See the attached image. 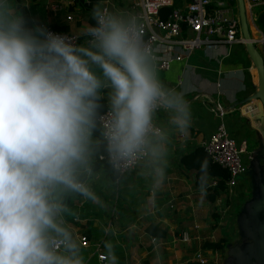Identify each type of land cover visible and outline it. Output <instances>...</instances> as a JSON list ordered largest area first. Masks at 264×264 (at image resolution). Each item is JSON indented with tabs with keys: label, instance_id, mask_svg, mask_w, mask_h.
I'll use <instances>...</instances> for the list:
<instances>
[{
	"label": "clouds",
	"instance_id": "1",
	"mask_svg": "<svg viewBox=\"0 0 264 264\" xmlns=\"http://www.w3.org/2000/svg\"><path fill=\"white\" fill-rule=\"evenodd\" d=\"M25 6L0 0V264H84L65 198H93L84 176L95 148L113 168L143 162L163 183L171 133L188 135L191 111L161 77L136 14L98 2L78 40ZM201 173L204 193V162Z\"/></svg>",
	"mask_w": 264,
	"mask_h": 264
},
{
	"label": "crops",
	"instance_id": "2",
	"mask_svg": "<svg viewBox=\"0 0 264 264\" xmlns=\"http://www.w3.org/2000/svg\"><path fill=\"white\" fill-rule=\"evenodd\" d=\"M215 1L217 4L219 0ZM18 2L26 5L23 11L27 16L47 26L65 28L81 40L82 29L92 22L90 12L96 3L100 2L110 10L135 14L139 0ZM252 29L254 27L250 26V32ZM179 51L175 49V52ZM159 73L170 87L182 92L188 102L192 116L188 135L171 133L169 164L163 183L157 182L152 168L143 162L115 178L103 167L92 168L100 155L96 157L95 148L91 172L84 176L93 198L79 194L65 198L64 220L79 241L82 236L88 240L87 247L81 245L84 264H199L195 259L199 250L206 259L205 264H226L229 247L242 240L236 224L239 212L236 207L249 199L248 173L241 177L230 196L221 193L209 201L207 192L201 193L195 184L194 172L182 164L181 158L201 146L213 131L218 119L207 109L210 100L211 105L215 101L222 106L224 123L236 140L246 139L248 150L258 146V134L253 127L255 121L248 116L259 112L257 100L239 105L240 109L232 107L255 91L256 71L244 44L228 45L218 41L211 47L194 50L184 60L172 61L168 69H159ZM248 106L252 109L246 113ZM155 121L159 126L167 127L168 114L158 112ZM117 185L119 195L114 200L111 196L104 199L102 190L112 191ZM183 230L191 235L188 242L179 239ZM222 238L225 243L221 250L204 246ZM109 243L111 251L106 248ZM97 246L99 252L108 256L103 262L97 258Z\"/></svg>",
	"mask_w": 264,
	"mask_h": 264
},
{
	"label": "built area",
	"instance_id": "3",
	"mask_svg": "<svg viewBox=\"0 0 264 264\" xmlns=\"http://www.w3.org/2000/svg\"><path fill=\"white\" fill-rule=\"evenodd\" d=\"M173 3L174 0H139L136 5L138 10L135 14L144 24V37L154 51L158 69H168L172 61L184 60L194 50L211 47L218 41L228 45L242 43L239 20L231 7V1H217V6L223 7L227 4L229 7L217 9L212 6V0H182L166 18H161L159 13L161 7L172 6ZM261 4H264V0H245L249 14V26L254 27L253 33L251 32L252 38L261 52L264 62V33L258 29L255 23L256 16L252 12L255 6ZM60 33L78 39L75 33L68 31ZM176 48L180 50L178 53L175 52ZM209 103L207 109L218 121L213 131L201 142V146L213 161L227 169L229 177L225 183L226 188L221 193L230 196L238 181L247 171V162L252 157V150H248L246 139L236 140L230 134L223 120L222 106L215 101L211 105L212 100ZM99 159H107L109 162L107 153L99 155ZM141 163L136 162L119 170L112 168L118 176H123ZM212 185H215V181H212ZM190 236L189 231L183 230L179 239L182 242H188ZM80 243L84 247L88 246L85 236L80 237ZM96 252H98L99 261L103 262L107 259L106 254L99 252V246H97ZM195 259L199 264L206 263L201 250L196 251Z\"/></svg>",
	"mask_w": 264,
	"mask_h": 264
},
{
	"label": "water",
	"instance_id": "4",
	"mask_svg": "<svg viewBox=\"0 0 264 264\" xmlns=\"http://www.w3.org/2000/svg\"><path fill=\"white\" fill-rule=\"evenodd\" d=\"M236 10L242 43L256 71V83L254 93L232 107L240 109L239 105L257 100L259 112L248 116L255 121L258 146L251 151L252 157L247 162L251 196L243 202L236 219L242 240L229 247L226 264H264V62L250 32L245 0H236ZM246 109L249 113L252 108Z\"/></svg>",
	"mask_w": 264,
	"mask_h": 264
},
{
	"label": "trees",
	"instance_id": "5",
	"mask_svg": "<svg viewBox=\"0 0 264 264\" xmlns=\"http://www.w3.org/2000/svg\"><path fill=\"white\" fill-rule=\"evenodd\" d=\"M86 0H83L85 2ZM91 1V0H90ZM182 0H174L172 6H164L159 10L161 18H166L168 14L181 3ZM235 1V0H234ZM233 0H231V3ZM90 4V3H89ZM91 5V4H90ZM254 15L256 16L255 23L258 28L264 33V5H261L258 8V11L255 12L253 9ZM49 26V25H48ZM50 28L59 31V32H67L65 28H59L56 26H49ZM98 136V134H95ZM96 157L100 154H105V150L103 145H99L96 147ZM182 164L187 167L189 170L194 172L195 175V184L197 186L200 185V177L201 173V162L205 163L206 174H207V186L205 191L207 192V199L209 201H213L216 197H218L222 191L225 190L226 180L229 177V173L226 168L213 161L211 156L207 153L203 146H198L189 154L183 155L181 158ZM103 167L108 173L111 174L113 178L118 177V174L113 170L111 164L107 161V159H98V157L92 163V168ZM212 181H215V185H212ZM154 228H157L153 225ZM225 239H220L216 242H207L204 246L211 250H221L224 246Z\"/></svg>",
	"mask_w": 264,
	"mask_h": 264
},
{
	"label": "rangeland",
	"instance_id": "6",
	"mask_svg": "<svg viewBox=\"0 0 264 264\" xmlns=\"http://www.w3.org/2000/svg\"><path fill=\"white\" fill-rule=\"evenodd\" d=\"M227 1H230V0H227ZM212 6H214V7L217 8V9L229 8L227 4H226L225 6H223V7H219V6H217L215 0H212ZM231 7L233 8V11H234V14H235V13L237 12V10H236V0H235V1L233 0V2L231 3ZM258 8H260V7H259V6H255V7H254V11L257 12V11H258ZM252 32H253V29H252ZM197 50H199V49H197ZM139 165H140V164H139ZM139 165H138V166H139ZM138 166H137V167H138ZM137 167H136V168H137ZM136 168H135V169H136ZM110 184H112V182H110ZM118 185H119V184H118ZM118 185H117V186H114L112 191L109 190L108 188L103 189L102 192H101V195H103L104 199H107L106 196H111V197H112V200H114L115 196H116V195H119V191H118V190L116 191V187H118ZM123 191H124V190H123ZM123 191H122V192H123ZM246 191H247V190H246ZM122 194L124 195V193H122ZM120 195H121V191H120ZM247 196H249V197L251 196V195H250V189H248ZM224 197H225V196H224ZM241 206H242L241 204H238V206L236 207V211H237V210H240V209H241Z\"/></svg>",
	"mask_w": 264,
	"mask_h": 264
}]
</instances>
